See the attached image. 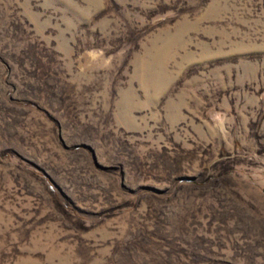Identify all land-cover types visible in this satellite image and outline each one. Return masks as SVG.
I'll return each mask as SVG.
<instances>
[{
	"label": "rangeland",
	"instance_id": "rangeland-1",
	"mask_svg": "<svg viewBox=\"0 0 264 264\" xmlns=\"http://www.w3.org/2000/svg\"><path fill=\"white\" fill-rule=\"evenodd\" d=\"M0 264H264V0H0Z\"/></svg>",
	"mask_w": 264,
	"mask_h": 264
}]
</instances>
